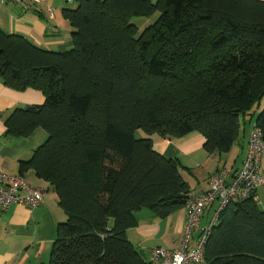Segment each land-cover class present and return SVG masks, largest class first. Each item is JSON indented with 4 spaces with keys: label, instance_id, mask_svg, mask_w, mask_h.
Segmentation results:
<instances>
[{
    "label": "trees",
    "instance_id": "16d2710c",
    "mask_svg": "<svg viewBox=\"0 0 264 264\" xmlns=\"http://www.w3.org/2000/svg\"><path fill=\"white\" fill-rule=\"evenodd\" d=\"M73 2L74 10H62L72 29L66 52L0 29V83L43 97L15 109L4 135L46 134L19 173L33 171L47 183L66 216L48 264H146L126 232L142 210L163 219L182 209L192 193L183 173L191 170L135 132L168 142L197 134L206 154L231 151L240 119L264 97V1ZM154 14L142 31L132 23ZM253 124L264 144V108ZM256 192L220 212L203 247L205 264H264ZM213 210H205L204 224Z\"/></svg>",
    "mask_w": 264,
    "mask_h": 264
},
{
    "label": "crops",
    "instance_id": "0c3cea01",
    "mask_svg": "<svg viewBox=\"0 0 264 264\" xmlns=\"http://www.w3.org/2000/svg\"><path fill=\"white\" fill-rule=\"evenodd\" d=\"M7 6L8 3L0 4V29L6 34L24 37L36 47L51 52L63 53L71 48L72 29L71 32L69 30V37L64 35V22H42L39 19L41 16L36 18L35 14L25 8L14 14ZM45 14L49 19L46 11ZM42 103L43 97L39 92H15L0 83V173L21 177L29 187L45 191L42 204L35 209L21 205L10 206L4 211L0 209V264H48L55 229L66 221L51 187L36 178L33 171L19 173L20 162L31 158L33 151L45 142L46 134L38 129L26 139L6 138L4 135V121L15 109ZM152 142L154 151L167 158L188 157L202 150L203 145L202 137L197 134L173 142L159 138ZM241 163H233L228 168L226 163H222L221 155L216 157L215 154L204 152V184L199 186L198 191H192V194L207 191L210 178L221 168L234 172ZM256 194L258 198V191ZM135 218L136 226L128 230L126 236L140 253H147L144 258L146 264H151L150 252L154 248L166 251H177L180 248L186 222L184 208L163 219L149 211H140L135 214Z\"/></svg>",
    "mask_w": 264,
    "mask_h": 264
},
{
    "label": "built area",
    "instance_id": "2783aa9c",
    "mask_svg": "<svg viewBox=\"0 0 264 264\" xmlns=\"http://www.w3.org/2000/svg\"><path fill=\"white\" fill-rule=\"evenodd\" d=\"M72 3L73 0H66ZM23 5V0H0L6 3ZM46 8L49 19L53 12L45 0H31ZM264 158V144L261 131L253 124L248 135V147L245 159L239 169L230 172L221 169L209 181V189L201 194H189L184 203L186 222L180 248L177 251H166L154 248L150 252L151 264H205L203 247L216 224L220 212L229 204L246 200L257 188L264 185V171L261 161ZM43 189L29 187L21 177L0 173V209L6 210L13 205L29 209L39 207L44 199ZM209 222L201 226L204 211L214 206ZM197 234V237L194 235ZM193 240V243L191 241Z\"/></svg>",
    "mask_w": 264,
    "mask_h": 264
},
{
    "label": "rangeland",
    "instance_id": "374dc122",
    "mask_svg": "<svg viewBox=\"0 0 264 264\" xmlns=\"http://www.w3.org/2000/svg\"><path fill=\"white\" fill-rule=\"evenodd\" d=\"M47 2L48 7L52 10L54 19L55 20H49L45 14L46 8L43 5L33 3L31 0H23V5L14 4V3H8L7 9L10 11H13L14 14H18V12L23 11V9L29 10V13L35 14L36 18H39L38 16H41L39 19L42 22H64L65 24V31L63 32L64 35L69 37V33L71 32V28L66 23V21L62 17V10H74L77 6L76 2L68 3L66 0H45ZM157 14H154L148 19L145 18H134L132 19V23L137 26L139 31H142L145 27L152 24L153 21L156 19ZM70 30V32H69ZM264 108V97L260 101V104L258 108L256 105L253 107L252 110V116H245L244 118L240 119V134H239V141L237 144H235L231 151L227 154L221 155L222 163H226V166L229 168L233 163H236V165H239L244 157H245V151L247 150V140L248 135L251 130V127L253 126V123L257 117V114ZM243 130H244V136H243ZM136 139H151V140H158V136L156 134L148 135L144 133L143 131H136L135 132ZM241 146V147H240ZM246 149V150H245ZM218 157L219 155H215ZM181 160V163L184 167L189 168L191 170V174L186 175L183 173L184 178L188 181L190 184V188L192 191H198L199 186L204 184L203 176H204V151L200 150L197 153H194L190 156H180L178 157ZM218 160L215 162L217 163ZM262 169L264 171V159L262 161ZM199 181V182H197ZM258 191V207L261 211H264V185L257 188ZM215 207V205H214ZM146 211V210H142ZM205 217L208 216V212L205 211L203 213ZM204 225V221L201 222V226ZM197 237V234L195 235ZM193 243V240L191 241ZM140 252V251H139ZM143 258H146L147 253L144 252L142 254Z\"/></svg>",
    "mask_w": 264,
    "mask_h": 264
}]
</instances>
